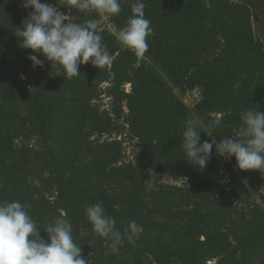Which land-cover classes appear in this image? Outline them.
Returning a JSON list of instances; mask_svg holds the SVG:
<instances>
[{"label":"trees","instance_id":"trees-1","mask_svg":"<svg viewBox=\"0 0 264 264\" xmlns=\"http://www.w3.org/2000/svg\"><path fill=\"white\" fill-rule=\"evenodd\" d=\"M42 2L98 20L112 59L71 79L46 60L33 68L15 36L32 10L0 0V203L25 205L45 241L50 222L69 220L88 264H264V171H241L215 148L199 170L182 149L188 121L200 143H219L240 139L245 111L264 113V33L253 20L264 0H143L153 35L142 58L116 39L134 0H119L116 16ZM194 89L200 100L186 104ZM101 202L122 233L133 220L143 229L115 253L85 215Z\"/></svg>","mask_w":264,"mask_h":264},{"label":"clouds","instance_id":"clouds-1","mask_svg":"<svg viewBox=\"0 0 264 264\" xmlns=\"http://www.w3.org/2000/svg\"><path fill=\"white\" fill-rule=\"evenodd\" d=\"M68 4L82 13L99 16H116L121 12L119 0H67ZM22 6L32 11L17 28L15 36L19 46L30 50L28 57L33 68L43 67L45 60L51 67L62 70L71 79L79 76V66L89 63L100 68L111 63V55L98 33L99 21L89 19L74 22L59 11L56 4L42 0H23ZM146 4L134 0L126 25L116 31V39L125 50L143 57L149 50L148 37L153 35L151 22L145 18ZM42 55L40 59L37 55ZM240 139L225 137L200 143V133L193 121H188L182 133V149L189 164L203 170L212 155L213 148L219 157L235 158L241 171H264V113L249 109L242 116ZM219 124V121L214 122ZM209 137H212L209 135ZM153 175L148 181L153 186ZM85 215L93 233L110 241L111 252L118 251L126 236L129 243L142 232V226L130 221L123 233L116 227V219L106 214L102 202L85 208ZM44 232L47 241L41 239L36 222L19 201L0 203V264H88L80 245L74 241L73 226L64 217L50 222ZM83 234V233H82Z\"/></svg>","mask_w":264,"mask_h":264},{"label":"rangeland","instance_id":"rangeland-1","mask_svg":"<svg viewBox=\"0 0 264 264\" xmlns=\"http://www.w3.org/2000/svg\"><path fill=\"white\" fill-rule=\"evenodd\" d=\"M105 23V20H103V24ZM256 24L258 25H256L255 26V29H257L259 32H262V33H264V28H262V25L258 22V21H256ZM263 24V23H262ZM264 25V24H263ZM262 30V31H261ZM128 89V88H127ZM192 98V99H194L195 100V96L194 95H189L188 94V96L186 97V99L187 98ZM186 99H185V102H186V104H190V103H188L187 101H186ZM103 103L104 104H106L107 103V100L105 99V100H103ZM123 148H124V152H125V155H126V157H130V153H131V150H132V148L129 146V145H124L123 146ZM227 158V157H226ZM228 159V158H227ZM163 182H165V181H163ZM262 193H264V190H263V192Z\"/></svg>","mask_w":264,"mask_h":264},{"label":"water","instance_id":"water-1","mask_svg":"<svg viewBox=\"0 0 264 264\" xmlns=\"http://www.w3.org/2000/svg\"><path fill=\"white\" fill-rule=\"evenodd\" d=\"M257 19H258V15L253 14V20H254V21H257ZM188 94H189V95H194L195 98H196L197 100H200V95H199V93H198V91H197L196 89L190 91ZM186 101H187L188 103L192 104V103L194 102V99L188 97V98L186 99Z\"/></svg>","mask_w":264,"mask_h":264},{"label":"flooded vegetation","instance_id":"flooded-vegetation-1","mask_svg":"<svg viewBox=\"0 0 264 264\" xmlns=\"http://www.w3.org/2000/svg\"><path fill=\"white\" fill-rule=\"evenodd\" d=\"M257 21L262 25V28H264V25H263L264 24V15L263 14L258 15Z\"/></svg>","mask_w":264,"mask_h":264}]
</instances>
